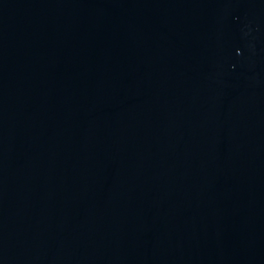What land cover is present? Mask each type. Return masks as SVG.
I'll use <instances>...</instances> for the list:
<instances>
[{"label": "water", "instance_id": "water-1", "mask_svg": "<svg viewBox=\"0 0 264 264\" xmlns=\"http://www.w3.org/2000/svg\"><path fill=\"white\" fill-rule=\"evenodd\" d=\"M0 264H264V0H0Z\"/></svg>", "mask_w": 264, "mask_h": 264}]
</instances>
